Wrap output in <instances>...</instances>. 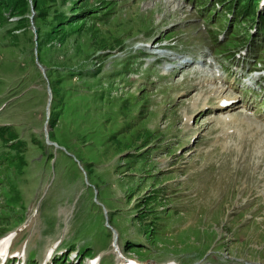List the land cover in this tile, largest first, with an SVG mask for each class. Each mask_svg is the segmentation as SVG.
Listing matches in <instances>:
<instances>
[{"label":"rangeland","instance_id":"rangeland-1","mask_svg":"<svg viewBox=\"0 0 264 264\" xmlns=\"http://www.w3.org/2000/svg\"><path fill=\"white\" fill-rule=\"evenodd\" d=\"M51 1L25 0V14L18 16L17 6L10 9L7 0H0V109L6 105L0 123L16 126L15 130H19L20 137L26 141V161H38L40 150L29 138L30 134H36L37 139H42L49 88L51 96L53 93V111L60 120L53 130L50 121L48 137L63 148L56 155L52 171L44 170L34 186L32 176L38 174L37 167L33 171L27 169L25 175L14 179L25 209L21 212L15 206L11 217L16 219L22 214L23 223L16 228H13L16 225L1 228L0 235L8 230L14 231L17 234L16 247L25 242L26 251L35 249L36 256L31 264H38L45 248L58 239L57 226L61 227L60 230L66 228L62 242L84 252L87 257L102 254L100 264H111L107 249L113 258L109 246L112 239L110 228L118 238L121 237L118 241L120 252L126 251L124 240L134 242L137 247L143 245L142 249L131 248L133 254H124L146 264L164 263L173 258L186 262L193 250L203 252L204 249H209V256L201 258L202 253L198 256L193 253L185 264H264V156L257 153L256 136L239 112L241 104L233 109L210 111L216 101L209 98L207 102L210 92L223 90L224 96L238 99L237 104L240 100L247 101L255 110L254 115L261 116L264 115V85L258 89L253 85L233 84V72L230 79L223 73L218 83L208 77L203 81L197 75L192 81L188 78L191 71L184 67V72L172 78L173 82L183 79L175 85L164 78H154L156 84L165 89L161 91L151 83L154 76L151 69L144 71L141 83L130 82L142 79V65L135 69L136 58L111 62L114 56L105 58L110 63L101 76H90L89 80H85L84 75L91 73L79 71L73 79L53 85L60 75L58 72L53 74L50 68L64 65V71H77L88 66L87 69L93 70L97 61H91L92 48L105 50L113 42H118L113 45V51H119L123 46L121 38L126 43L125 40L135 34L144 36L147 44L151 40L160 43L168 34L162 33L163 29L181 17L177 12L175 17L166 19L168 10L181 4L189 8L187 18L195 19V25L186 26L181 21L180 30L186 34L176 32L168 37L180 46L181 52L193 54L197 52L196 47H200L198 43L214 44L220 36L223 43L210 46V57L228 66L229 71L236 69L237 77L247 65H251L253 58L259 57L264 68V23L260 21L258 24L260 33H252L249 37L246 35L248 23L240 22L230 36L224 31L226 24L219 21L221 16H226L224 7L207 28L205 22H197L200 21L201 6L194 8L190 0H171L170 4L166 0H136L124 11L121 0H113L109 6V0ZM97 2L103 5L99 12L116 8L114 12H121L118 15L121 19L111 20L112 14L104 24H88L83 12L88 7L98 8ZM201 2L205 3L204 0ZM240 11L247 14L246 20H250L252 5L248 0L242 1ZM39 13H44V17ZM58 13L62 19L63 15L66 17L70 13L78 18L56 23ZM17 22L23 23L25 29L15 32L13 28ZM95 30L96 40L87 41L85 33ZM195 30L197 33L202 31L199 32L200 38L192 49L187 50L189 40L186 37L193 35ZM35 58L44 67L47 80L34 71ZM242 60L244 64H241ZM48 66L49 70H46ZM102 70L101 64L99 73ZM129 73L130 81L126 79ZM200 91L202 97H199L204 102L201 106V99L196 97ZM8 98L10 100L5 101ZM206 102L210 109H201ZM251 119L261 129L259 122L254 117ZM146 144H154L156 148L151 145L143 152ZM162 146L167 150L173 147L175 154L165 153ZM158 149L159 153L154 157ZM151 181H158L156 187L161 189L160 203L154 207L157 218L166 225L161 230L163 238L156 230L146 233L143 238L136 223L130 224L124 219L125 216L133 217L134 208L129 211L131 206L146 194H152ZM44 189L42 210L37 209L30 217L35 197ZM1 197L0 194V203ZM163 200L165 204L161 207ZM137 208L142 212L141 205ZM178 208L183 209L179 210L181 214L174 215V221L173 218H163L165 211L171 215L169 213L174 214ZM4 215L9 219V212ZM62 218L67 220L66 224ZM0 221H4L1 215ZM106 221L109 227H106ZM43 229L52 233L46 234ZM59 249L65 251L64 247ZM212 249L215 252L210 254ZM86 259L76 256L68 264H87Z\"/></svg>","mask_w":264,"mask_h":264},{"label":"trees","instance_id":"trees-1","mask_svg":"<svg viewBox=\"0 0 264 264\" xmlns=\"http://www.w3.org/2000/svg\"><path fill=\"white\" fill-rule=\"evenodd\" d=\"M48 1L52 2L51 0H48ZM239 1L242 2L243 0H239ZM254 1L255 0H248L249 4H251V5L254 4L253 3ZM7 3L9 5L10 9H12L14 6H17L16 9H19V10L16 12V14L18 16L23 15V13L25 14V11H26V9H25V0H7ZM97 4H98L97 5L98 8L103 7L102 4H99L98 2H97ZM91 10H92V8H89V7L86 8L85 12H83V15L84 14H88ZM72 13H77V12L72 11ZM39 14H40L39 15L40 17H44V13H39ZM77 14H82V12H79ZM72 16L73 17L70 16L69 18H67V20H69L71 18L74 19L75 17H76V19L78 18L77 16H74V14ZM65 19H66V17H64V15H63V19H62V15L60 13H58L57 14V18H56V23H59L62 20H65ZM262 19L264 20V15H263ZM23 29H25L23 23L19 24V22H17L14 25V28H13V30H15V32L23 30ZM85 34L87 35V37H85V39L87 41H91V40L95 41L96 40L95 39L96 38V34H97L96 30L93 31V32H90V33L86 32ZM80 38H78V39H80ZM99 42L103 43L102 40H100ZM37 44H38V42H37ZM96 47L101 48V46H96ZM58 66L59 67H63L64 65H58ZM50 68L52 70V68H55V67H50ZM56 72H58V71H55V70L52 71V73H56ZM55 84H59V79H58V81L56 83H53V85H55ZM56 117H57L56 115H54L52 117V119H51V124L52 125H54ZM2 134H4V130H0V142L2 141L4 143H7V142L12 141V140L15 139L14 133H12V132L6 133V135H5L7 137L6 140L1 137ZM22 146H23V143L20 142V141H15V142L11 143L10 145H8V148L11 149L12 151H14L13 155H9L8 153H6L5 156L3 157L5 160H7L8 165L15 171V173H18V174L22 171L23 167L25 166L24 156L21 154ZM17 202H19V197H18V194H16L14 192L13 196L9 197V200H8L7 203L8 204H16Z\"/></svg>","mask_w":264,"mask_h":264},{"label":"bare ground","instance_id":"bare-ground-1","mask_svg":"<svg viewBox=\"0 0 264 264\" xmlns=\"http://www.w3.org/2000/svg\"><path fill=\"white\" fill-rule=\"evenodd\" d=\"M212 80H214L213 78H212ZM207 84V83H206ZM209 98H212V100H214V101H216L217 102V107H216V109H218V110H221L222 108L219 106V103L222 101V100H229V99H226V98H224L222 95H221V91H219V90H214V91H212V92H210L209 94H208V98H207V102H208V99ZM205 101V100H204ZM207 102H206V104H207ZM196 103L195 102H193V105H195ZM202 104H204V102L202 101L201 102V105ZM205 104V105H206ZM196 106V105H195ZM187 118V117H186ZM220 120V119H219ZM222 120V119H221ZM224 121V120H223ZM222 121V122H223ZM225 125V124H224ZM255 131V130H254ZM117 262H119V261H117Z\"/></svg>","mask_w":264,"mask_h":264}]
</instances>
